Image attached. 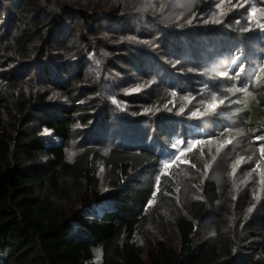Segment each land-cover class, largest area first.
Here are the masks:
<instances>
[{
  "label": "rangeland",
  "instance_id": "obj_1",
  "mask_svg": "<svg viewBox=\"0 0 264 264\" xmlns=\"http://www.w3.org/2000/svg\"><path fill=\"white\" fill-rule=\"evenodd\" d=\"M150 1L148 10L134 5L132 13L125 15V23H130L131 18L142 17L141 10L152 8L157 14L154 22H137L136 29L144 28L134 35L128 30L115 32L119 26L109 20L110 0H33L29 14L19 12L23 0H0V94L6 78L13 76L32 104L45 81L40 68L43 59H55L66 67L81 65L76 103H90L85 112L74 115L64 145L65 158L71 161L88 146L102 155L114 147L147 148L160 155L153 198L144 208L134 204L131 209V215L146 219L134 236L143 249L157 239L178 248L174 220L187 213L190 200L199 197L205 180L216 182L220 198L216 208L198 223L197 236L211 242L218 226L260 233L264 228V154L260 151L264 120L246 131L251 127L232 108L233 96L225 84L230 77L228 67L231 75L245 79L264 72V0ZM121 2L125 12L130 1H116ZM83 6L88 22L78 14ZM252 8L257 11L250 16ZM150 22L154 23L152 30ZM29 25L41 27L51 39L48 56L36 53L41 43L36 36L24 41L27 48L22 51L19 43ZM59 26L65 35L55 30ZM163 27L180 31L181 43L174 42L164 50L166 31L164 38L152 39ZM65 44L73 51L66 52ZM48 99L51 103L43 104L50 111L54 102L70 105L57 92ZM213 103L214 109L209 107ZM45 117V112L35 114L33 126L38 127ZM41 135L50 141L53 137L48 130ZM96 177L97 191L110 189L99 160ZM83 193L65 203L67 211L80 207ZM94 258L99 261V248L94 250Z\"/></svg>",
  "mask_w": 264,
  "mask_h": 264
},
{
  "label": "trees",
  "instance_id": "obj_2",
  "mask_svg": "<svg viewBox=\"0 0 264 264\" xmlns=\"http://www.w3.org/2000/svg\"><path fill=\"white\" fill-rule=\"evenodd\" d=\"M110 1L107 11L109 20L119 26L117 33L128 30L137 35L144 28L136 29L137 22L156 20L151 8L141 10L139 19L125 23V15L132 13L134 5L148 10L150 0H129L125 12L121 10L125 3ZM31 2L23 0L19 12L29 14ZM78 14L82 21H89L84 6ZM153 22L148 24L151 30ZM101 25L98 23L97 28ZM59 28L55 30L65 35ZM42 30L28 26L23 34L26 37L19 43L22 51L27 48L24 41L36 36L41 42L36 53L42 58L50 54L47 46L51 39ZM164 31L168 37L164 38ZM180 34L163 27L152 39L163 37L162 47L169 50L174 42L181 43ZM64 47L66 52L73 51L70 45ZM43 61L40 68L45 81L37 101L28 103L13 76L6 78V88L0 94V264H264V228L260 233L229 231L217 224L213 241L205 242L197 236L198 223L216 208L220 198L214 180H205L199 197L190 200L187 213L175 218L178 248L157 239L153 246L143 249L134 236L146 225V219L144 215H131V209L134 204L142 209L153 198L160 155L147 148L116 147L102 155L88 146L68 161L64 145L76 120L74 115L85 112L90 103H76L82 68L61 66L55 59ZM226 69L230 77L225 86L233 96L231 106L251 127L245 128L250 132L264 120V72L245 79L243 75H231V67ZM58 71L60 75L55 74ZM54 92L70 105L54 102L51 111L45 109L43 103ZM40 112L46 117L35 128L33 116ZM42 130L52 132L51 141L41 135ZM98 160L105 167L110 186L104 192L96 190ZM81 191L80 207L67 211L65 203ZM96 248L100 249L99 261L94 258Z\"/></svg>",
  "mask_w": 264,
  "mask_h": 264
},
{
  "label": "snow or ice",
  "instance_id": "obj_3",
  "mask_svg": "<svg viewBox=\"0 0 264 264\" xmlns=\"http://www.w3.org/2000/svg\"><path fill=\"white\" fill-rule=\"evenodd\" d=\"M180 6L183 7V4H181ZM256 11H257V10H256L255 8H252V10H251V12H250V16H253V15L256 13ZM215 99H216V98L213 97V101H215ZM209 107H211V108L214 109V108L216 107V104L213 103V104L209 105ZM193 115H195V113H194ZM257 139H260V138L258 137ZM199 143H200V141H197V142H196V144H199ZM196 144H193L192 147H196ZM192 147H189L188 150L191 151V150H192ZM260 151H261L262 154H264V147H261ZM180 155L182 156V155H184V153L181 152ZM176 159L178 160L179 157H176ZM236 163L239 164L240 161H237ZM171 166H172L171 164H166V165H165V167H171ZM257 167H259V166L257 165ZM234 170H235V166H234ZM249 211H251V209H249Z\"/></svg>",
  "mask_w": 264,
  "mask_h": 264
}]
</instances>
